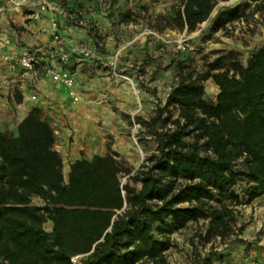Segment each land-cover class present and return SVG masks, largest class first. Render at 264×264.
I'll return each instance as SVG.
<instances>
[{
	"label": "trees",
	"instance_id": "16d2710c",
	"mask_svg": "<svg viewBox=\"0 0 264 264\" xmlns=\"http://www.w3.org/2000/svg\"><path fill=\"white\" fill-rule=\"evenodd\" d=\"M182 1L175 20L191 31L214 8L213 0ZM232 70L181 75L169 103L182 122L155 132L157 148L133 176L140 190L122 187L131 171L113 155L76 161L66 182L54 129L38 108L17 135L0 130V264H73L77 256L81 264H165L169 237L201 217L206 241L226 236L233 207L244 203L238 184H248L245 204L264 196V49ZM206 78L219 87L215 103L205 100Z\"/></svg>",
	"mask_w": 264,
	"mask_h": 264
},
{
	"label": "rangeland",
	"instance_id": "374dc122",
	"mask_svg": "<svg viewBox=\"0 0 264 264\" xmlns=\"http://www.w3.org/2000/svg\"><path fill=\"white\" fill-rule=\"evenodd\" d=\"M213 1L209 19L192 31L179 28L175 20L177 12L183 10L182 0H103L98 5L83 2L80 6L83 13L92 8L97 15L107 17V21L89 22L82 27L83 32H75L78 37L71 46H67L61 32L59 42L51 38L61 43L64 53L69 55L64 64L72 56L83 63L95 58L102 62L111 79L129 86L131 98L127 95L121 102L124 109L116 102L110 103L118 117L100 124L103 143L96 153L117 156L130 169V174L121 176L124 185L142 188L133 176L142 161L155 152V132H167L176 128L178 120L182 122L180 109L169 103L181 75L192 74L202 80L219 71L231 70L233 74V63L246 67L251 56L264 49V0ZM4 2L0 0L1 8ZM165 32L174 33L168 41L160 38ZM180 39L184 40L182 44L178 42ZM77 47H88L93 58L74 52ZM215 66L220 69L214 70ZM202 82L205 100L215 103L219 87L212 78ZM65 173L63 170L64 177ZM247 187L243 181L235 188L244 203L233 207L236 222L226 236L206 241L209 219L201 217L169 237L171 248L165 264H212L214 260L224 263L229 252H249L252 245L264 251L262 238L257 236L252 243L244 238L245 227L255 220V210H264V196L256 207L245 204ZM32 204L41 206L44 201L33 198ZM45 227L48 228V223Z\"/></svg>",
	"mask_w": 264,
	"mask_h": 264
},
{
	"label": "crops",
	"instance_id": "0c3cea01",
	"mask_svg": "<svg viewBox=\"0 0 264 264\" xmlns=\"http://www.w3.org/2000/svg\"><path fill=\"white\" fill-rule=\"evenodd\" d=\"M4 1L0 7V130L17 135L16 128L29 112L33 108L40 109L54 129V148L63 158L65 181L68 182L73 163L99 155L96 153L103 143L100 124L118 117L110 103L116 102L124 109L121 102L129 95V86L111 79L99 60L94 58L83 63L72 56L67 64H55L54 67L73 79L80 98L75 103L71 89L54 81L47 73L51 66L50 55L54 54L55 60L59 61V48L63 47L51 40V22H59L60 32L65 36L67 46H71L78 37L75 32H83L82 27L88 26L89 22L107 21V17L97 15L92 8H87L89 13H83L80 6L83 2L87 5L92 2L94 5L102 4L103 0H54L58 12L36 17L35 7L15 13ZM31 49L40 50V64L35 71L27 72L19 64L18 57ZM260 198L250 206L256 207ZM254 217L255 220L244 230V238L250 243L257 236L264 241V210H255ZM47 223L48 228L45 229L51 233L54 224L51 221ZM252 246L249 252H229L224 263L214 260L212 264H259V261L264 264V251Z\"/></svg>",
	"mask_w": 264,
	"mask_h": 264
},
{
	"label": "built area",
	"instance_id": "2783aa9c",
	"mask_svg": "<svg viewBox=\"0 0 264 264\" xmlns=\"http://www.w3.org/2000/svg\"><path fill=\"white\" fill-rule=\"evenodd\" d=\"M7 4L11 8V10L15 13H22L30 6L36 8V16H40L44 13H55L59 11V8L54 4V0H6ZM173 32H165L160 38L164 41H168L172 36ZM51 38L56 42H59L61 39L60 34V25L57 20H52L51 22ZM179 43H183L184 40H178ZM81 52L86 58L91 59L93 58L92 51L87 47L81 49V47L75 48L74 52ZM40 50L31 49L27 51L22 56L18 57V62L21 67L27 71H35L37 66L40 64V57H39ZM50 52L49 54H51ZM50 62L51 66L48 68L47 73L51 76L54 81L62 82L64 85L68 86L71 89V97L75 103L79 102L80 98L78 92L75 89L74 81L67 73L58 72L54 67L55 64H63L69 59V55L64 53V48H59V61L55 60V55H50ZM145 160L142 161V164ZM129 177V176H128ZM124 184H122L123 187ZM123 195H125V190L122 189ZM82 256H77L73 258V264H81Z\"/></svg>",
	"mask_w": 264,
	"mask_h": 264
}]
</instances>
